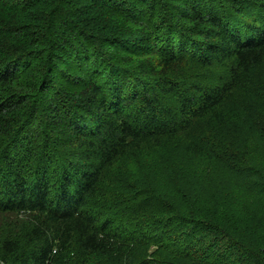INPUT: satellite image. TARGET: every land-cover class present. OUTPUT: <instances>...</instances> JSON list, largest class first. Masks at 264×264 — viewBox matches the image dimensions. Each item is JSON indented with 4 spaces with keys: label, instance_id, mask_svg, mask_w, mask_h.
<instances>
[{
    "label": "trees",
    "instance_id": "trees-1",
    "mask_svg": "<svg viewBox=\"0 0 264 264\" xmlns=\"http://www.w3.org/2000/svg\"><path fill=\"white\" fill-rule=\"evenodd\" d=\"M263 62L264 0H0V213L31 217L0 264H264L242 225L264 209ZM236 124L221 218L160 206L161 155L211 177L208 140Z\"/></svg>",
    "mask_w": 264,
    "mask_h": 264
},
{
    "label": "rangeland",
    "instance_id": "rangeland-1",
    "mask_svg": "<svg viewBox=\"0 0 264 264\" xmlns=\"http://www.w3.org/2000/svg\"><path fill=\"white\" fill-rule=\"evenodd\" d=\"M254 79L258 99L260 102H264V62L255 71ZM259 110L256 105L250 107L247 118L255 127V131L264 139V115ZM240 134L241 126L236 124L213 140H208L211 146H215L214 152L217 160L216 169L211 177L203 175L193 177L192 170L194 169L188 165L185 158L182 160L181 156L183 157V155L179 153L181 151L169 150L163 153L160 157L159 169H155L152 174L147 176L149 180L147 188L150 186V190L159 195L160 206H164L166 200L169 203L177 202L179 205L182 203L191 205L197 197H203L202 208L210 214L211 218H221L222 215L215 212V204H212V200H215L225 188L234 187L232 181H237L236 178L244 168L238 160ZM190 165L192 164L190 163ZM247 182H250L249 178H244L240 183L245 185ZM155 209L156 207L152 211L150 210L149 214H155ZM263 210V205H258L256 208L252 207L250 215L244 217L242 225L245 228V236L259 232V229L255 227L256 224L260 229L264 227ZM30 220L29 214L0 213V243L5 239L19 235ZM229 229L234 231L233 226ZM71 263L78 264L75 261Z\"/></svg>",
    "mask_w": 264,
    "mask_h": 264
}]
</instances>
